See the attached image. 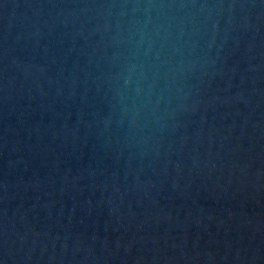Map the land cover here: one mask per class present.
<instances>
[{
	"label": "water",
	"instance_id": "water-1",
	"mask_svg": "<svg viewBox=\"0 0 264 264\" xmlns=\"http://www.w3.org/2000/svg\"><path fill=\"white\" fill-rule=\"evenodd\" d=\"M0 264H264V0H0Z\"/></svg>",
	"mask_w": 264,
	"mask_h": 264
}]
</instances>
